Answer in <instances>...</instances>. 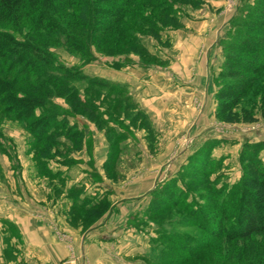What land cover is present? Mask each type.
I'll return each instance as SVG.
<instances>
[{
	"label": "trees",
	"instance_id": "obj_1",
	"mask_svg": "<svg viewBox=\"0 0 264 264\" xmlns=\"http://www.w3.org/2000/svg\"><path fill=\"white\" fill-rule=\"evenodd\" d=\"M184 2L197 1L0 0V26L7 25L12 31H20L25 24L27 27L22 38L0 28V61L18 70L10 79L0 62V106L14 119L24 122L38 146L37 164L45 176L54 179L60 175L59 170L45 172V157H53L58 145L81 148L83 137L82 128L71 123L55 105L54 109L46 107L50 96L46 82L67 86L83 81L88 88L103 89L107 96L133 107L134 116L147 119V113L128 93L127 83L89 75L79 67L59 63L49 51L47 40L62 37L67 47L91 54L90 44L99 49L106 38V42H112L124 30L145 55L159 60L160 56L150 53L136 33L153 30L151 35L158 39L164 30L181 27L178 5ZM228 24L224 36L218 40L223 60L213 76L217 86L215 114L218 119L254 121L256 116L264 117V0H240ZM149 64L140 66L146 68ZM112 66L120 69L122 64ZM30 78L45 95L18 91V84ZM37 79L39 82H35ZM70 95L74 104L77 102L90 117L105 122L107 136L112 135L103 168L107 176L115 179L126 132L114 131L112 123L106 121L109 117L100 113L88 97L79 99L76 89ZM234 142L224 137L205 139L173 176L151 190L146 215L156 226V236L149 239V250L140 256L147 264H204L208 260L205 253L209 255L220 241L231 242L240 250L232 264H264V140H245L239 152L240 177L230 185H217L223 157L216 158L213 152ZM63 179L59 177L61 183ZM202 182L210 187L199 193L204 200L201 203L191 186ZM65 192L71 201L68 210L82 217L97 219L108 206V192L100 197L88 194L82 181L71 184ZM176 209L184 210L188 217L161 219ZM2 222L19 237L14 223L8 219ZM178 226L196 231H182Z\"/></svg>",
	"mask_w": 264,
	"mask_h": 264
},
{
	"label": "rangeland",
	"instance_id": "obj_2",
	"mask_svg": "<svg viewBox=\"0 0 264 264\" xmlns=\"http://www.w3.org/2000/svg\"><path fill=\"white\" fill-rule=\"evenodd\" d=\"M195 1H197L195 4L184 2L178 5L181 27L164 30L158 39L153 37L155 34L151 35L150 32L153 30H149L148 33H143L145 31L136 33L150 53L160 56L159 60L151 59L147 53L145 55L139 44L126 36L124 30L122 36L112 42H106V38L99 49L90 44V52L93 55L67 47L62 37L57 40V36H53L47 40L49 51L59 63L79 67L89 75H100L113 81L127 83L128 93L137 102L138 107L147 113L146 120L140 116L136 117L134 116L136 110L133 107L120 99L116 100L115 97L107 96V91L103 89L88 88L83 81L71 82L67 86L46 82L50 86L48 87L50 96L46 107L51 106L54 109L52 106L55 105L56 109L65 114L71 123H76L83 130L81 148L72 147L71 150L69 145H58L53 157H45L43 161L45 172L60 171L59 177L64 178L62 183L58 176L52 179L43 174V168L42 171L37 164L38 146L34 145L24 122L17 121L12 115L5 113L0 106V205L5 207L4 202L17 203L18 201L44 204V210L56 215V218L50 221V225L54 232H57V239L63 241L69 251L67 257L57 264H70L71 260L74 261L71 264H83L85 260L82 246L84 240L80 237L96 227L101 219L103 223L108 224L104 231L108 230L110 236L113 237L118 230H122L119 231L118 242L115 241L114 246L117 247L114 253L108 256L107 252L108 260L112 259L115 264H147L140 256L149 250V239L156 236V226L153 220H149L146 215L151 190L162 180L173 176L172 170L180 168L186 162L188 155L211 136L235 140L234 143L224 144L213 152L214 157H223V166L218 171L220 177L217 185L222 183L230 185L240 177L239 152L242 143L245 140H264V117L256 116V120L248 122L241 119L235 121L218 119L215 114L217 86L213 76L219 70L223 60L218 40L224 36L229 26L228 23L225 25L224 32L221 31L223 33L218 35L211 55H207L206 68L203 73V76L207 74L211 78L214 87L212 96L207 97L204 93V87L207 84H203L205 79L201 81L199 77L202 73L199 74L197 69L195 71L198 76L195 79L196 72H194L195 75L184 73L183 76L175 68L176 62L179 63L181 55L184 54L182 50L185 44H191L195 39V35L182 32L183 28L188 29L186 25L190 21L206 19L208 11L212 13V20L221 23L233 15L237 2V0H225L221 8L215 10L211 5L209 6V0ZM0 28L9 31L16 38H22L27 29L26 24L20 31H12L7 25H1ZM121 28L122 25H119V29ZM0 62L7 77L13 78L18 72L17 67L11 69L8 68V63ZM148 62L151 64L146 68L140 66ZM117 63L122 64L120 69L112 66ZM22 81L17 86L20 93L45 95L36 83H31L33 79ZM178 87L183 90L197 89L196 95L188 97V105L194 106L196 115H191L188 106H185V111L181 113L179 110L181 106L184 107V104L178 100L173 102L178 103L180 107L173 105V109L169 108L166 111L165 107H162V116H158L143 105L144 101H149L152 97L161 98V90H168L166 93H169ZM73 89L78 91L79 99L88 97L100 113L109 117L106 121L112 123L114 131L122 129L126 132L127 139L121 143L125 149L119 155L115 179L107 176L103 168L109 139L112 135L107 136L105 122H99L96 118L90 117L77 102L74 104V97L70 95ZM168 95L164 94V97ZM71 105L75 110H71ZM202 114L203 121L197 118ZM190 138H194L193 141L186 144L184 140ZM81 181L86 185L88 194L100 197L108 192V206L97 219L95 215L94 219L89 215L82 217L73 210L72 212L68 210L71 201L65 196V190L71 184ZM191 187L197 198L199 197V201L204 202L198 195L207 190L210 185L202 182L193 184ZM57 203L61 208L57 206L54 208ZM116 211L118 214L115 213ZM4 213V210L0 212V214ZM172 216L173 218L188 217L184 210L176 209L161 219L167 221ZM125 217L126 221L121 220ZM115 219H118L117 224H110V222L114 223ZM0 223L2 258L3 261H9L18 253L17 248L14 249L11 244V239L17 236L15 232L9 230L2 219ZM66 224L71 228V232H75L74 235L67 229L69 227ZM178 229L191 233L196 231L190 227L178 226ZM115 230L116 232L112 233ZM133 235H135V240L132 238ZM111 243L113 245V242ZM121 245L123 248L120 247ZM239 252L240 250L231 242L220 241L209 255L205 253L208 260H205L204 264H232ZM131 254H137V257L128 260Z\"/></svg>",
	"mask_w": 264,
	"mask_h": 264
},
{
	"label": "crops",
	"instance_id": "obj_3",
	"mask_svg": "<svg viewBox=\"0 0 264 264\" xmlns=\"http://www.w3.org/2000/svg\"><path fill=\"white\" fill-rule=\"evenodd\" d=\"M224 1L225 0H209L208 2L209 6L211 5L212 8L218 10L219 7L221 8V5H223ZM238 1L239 0H237L234 8H236ZM208 12L206 13V16L209 20L206 18L202 20L190 21L186 25L188 29L183 28L182 32H189L190 35H195V39L193 43L185 44L184 50H182L184 54L181 55L179 63L176 62L177 65L175 66V68L178 69L180 74L183 76L184 73L194 74V72H196V69L199 74L202 73L201 77L199 78H201V81H203V79H205V81L204 83L200 81V83H203L205 85L207 84V86L204 85V93L207 94V97L212 96L214 87L211 83V78H209L207 74L203 76L206 68L205 64L207 62L208 56L211 55V50L215 47L218 35L224 32L225 25L230 19L226 18L225 20L221 21V23H219L217 20H212V13ZM204 14H201V16H204ZM179 49L181 50L182 47ZM197 76L198 75L196 72L195 79ZM161 92V98L157 99V96L152 97V99H150L149 101H144L143 105L147 106L150 111L156 113L158 116H162V107H165V111L169 110V108L173 109V105L179 108L180 105L173 102L174 100H178L182 104H184V107L181 106V110H179L181 111V113L185 111V106H188V111L191 113V115H196L194 106L188 105V97L189 95H196L197 89L192 88L183 90L178 87L176 89H172L169 93H166L168 92V90H161ZM164 94L169 95L168 97H164ZM182 99L184 103L182 102ZM198 116L197 118H200L199 120H204L203 114L201 116ZM193 139L194 138H190L187 140L185 139L184 142L188 144V142H192ZM176 169L172 170V173ZM4 204L5 207H1L2 205H0V212H3V210L5 211L4 214H0V219H8L12 223H14L17 227L19 237L11 239L13 248H17L16 251H18V253L15 252L16 256L11 260L3 261L2 249L0 248V262H2L1 264H57L67 257L69 251L65 247L66 245L63 243V241L59 240V238L57 239V232H54L50 225V221L54 220L56 218V215H54L52 212L49 213L48 210H44V204L37 205L38 203H27L21 201H18L17 203L4 202ZM57 204L54 205V208L55 206L61 208V206ZM118 212L116 211L115 213L118 214ZM117 214L113 217L116 218ZM58 217L59 216H57V218ZM115 220L116 221L114 223L110 222V224L116 225L118 219ZM121 220L126 221L127 218L125 217ZM106 225L108 224H106V222L103 223L101 219L96 227L80 237L81 240H84L82 246L85 260L83 264H115L112 259L108 260L106 256L107 252L108 256L112 252L114 253V250L116 249L115 247H117L114 246L115 241L118 242V238H120L119 233L122 230H118L117 233H115L116 230L113 231L112 233H115L116 235L112 237L108 234V230L104 231ZM66 226L68 225L66 224ZM67 229L71 232L70 227ZM133 231L135 232L134 229ZM71 233L74 235L75 232L73 231ZM132 238L135 240V235H133ZM111 242H113V245ZM120 247L123 248V245H121ZM136 255L137 254L129 255L128 260L137 257Z\"/></svg>",
	"mask_w": 264,
	"mask_h": 264
},
{
	"label": "built area",
	"instance_id": "obj_4",
	"mask_svg": "<svg viewBox=\"0 0 264 264\" xmlns=\"http://www.w3.org/2000/svg\"><path fill=\"white\" fill-rule=\"evenodd\" d=\"M66 263V262H65ZM69 263L71 264V263H74V261L73 260H71V261H69Z\"/></svg>",
	"mask_w": 264,
	"mask_h": 264
}]
</instances>
